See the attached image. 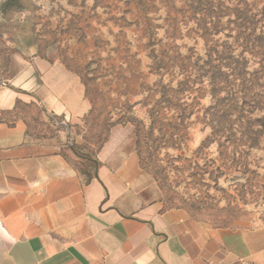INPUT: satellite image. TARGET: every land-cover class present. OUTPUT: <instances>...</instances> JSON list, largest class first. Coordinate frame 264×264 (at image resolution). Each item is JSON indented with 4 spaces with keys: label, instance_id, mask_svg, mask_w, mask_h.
<instances>
[{
    "label": "rangeland",
    "instance_id": "obj_1",
    "mask_svg": "<svg viewBox=\"0 0 264 264\" xmlns=\"http://www.w3.org/2000/svg\"><path fill=\"white\" fill-rule=\"evenodd\" d=\"M24 43L79 75L88 138L131 127L171 203L264 222V0H0V52Z\"/></svg>",
    "mask_w": 264,
    "mask_h": 264
},
{
    "label": "crops",
    "instance_id": "obj_2",
    "mask_svg": "<svg viewBox=\"0 0 264 264\" xmlns=\"http://www.w3.org/2000/svg\"><path fill=\"white\" fill-rule=\"evenodd\" d=\"M90 111L63 61L0 52V264H264V222L171 203L131 127L90 139Z\"/></svg>",
    "mask_w": 264,
    "mask_h": 264
}]
</instances>
